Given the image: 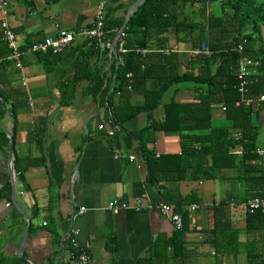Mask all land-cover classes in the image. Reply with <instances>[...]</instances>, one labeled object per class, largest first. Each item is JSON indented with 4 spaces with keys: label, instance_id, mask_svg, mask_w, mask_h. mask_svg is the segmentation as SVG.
Wrapping results in <instances>:
<instances>
[{
    "label": "crops",
    "instance_id": "0c3cea01",
    "mask_svg": "<svg viewBox=\"0 0 264 264\" xmlns=\"http://www.w3.org/2000/svg\"><path fill=\"white\" fill-rule=\"evenodd\" d=\"M100 1L10 0L8 20L19 45L28 47L56 36L60 28L91 27ZM137 1L107 0L106 17L126 19ZM181 1L193 23L216 13L213 0ZM2 19L0 10V86L15 113L8 110L0 118V129L8 136L14 131V168L15 154L29 168L21 179L9 163L10 143L0 144V264H79L70 252L73 229L80 231L76 239L90 253V264H264V211L246 207L247 199L264 195V156L256 152L264 148L263 102L253 106L254 139L244 140L247 147L242 139H232L238 142L229 144L224 154L227 166L217 168L214 178L196 177L189 160L181 158L180 130L157 131L148 147L153 158L164 160L156 164L157 179L151 182L149 163L134 132L161 120L172 99L196 101V86L170 83L159 105L134 113L110 134L113 104L122 101L119 93L112 103L101 101L100 94L107 86L109 96L117 84L116 53L78 35L62 53L29 52L17 67L6 60L10 49ZM167 35L171 47L156 45L147 54L152 53L147 62L152 75L129 87L130 109L144 104L146 91L164 85L170 70L182 74L190 66L194 39H177L173 28ZM154 52L176 56L166 62ZM223 106L212 104V125L226 121L233 138H239L241 130ZM181 123L193 120L186 117ZM196 131L208 133L210 128ZM249 147L254 149L248 152ZM138 197L170 203L183 215L184 228L177 230L157 210L123 209L115 214L108 208L112 199L133 204ZM192 203L203 207L190 211Z\"/></svg>",
    "mask_w": 264,
    "mask_h": 264
},
{
    "label": "trees",
    "instance_id": "16d2710c",
    "mask_svg": "<svg viewBox=\"0 0 264 264\" xmlns=\"http://www.w3.org/2000/svg\"><path fill=\"white\" fill-rule=\"evenodd\" d=\"M198 1L206 2L207 0H188L187 2L185 0L184 2L194 4ZM181 2V0H146L132 15L123 37L128 51L118 52L119 65L115 70L117 84L109 96L107 86L100 94L101 101L110 103L113 102L111 98L114 94H120L122 102L113 104L114 121L123 126L134 113L159 105L170 83L192 82L196 86L195 89L198 91L196 101L179 102L172 99L166 104L165 116L161 120L154 121L147 127L134 132L141 141L143 155L149 163L151 182L157 179L154 174L156 164L160 165L164 160L153 158V153L148 147V143L154 141L155 134L159 130H180L183 147L181 158L189 160L188 165L195 169L198 178H214L217 168L227 166L223 163L224 154H228L229 144L238 142L232 139H242L246 147L248 144L244 140L254 139L250 132L253 128L251 115L254 105H236V101L241 98L238 79V61L241 56L247 55L255 62L253 71L248 76L250 93H247V96L264 92V0H223L221 11L208 15L204 21L198 20L194 23L190 21V13H184ZM124 21V18L106 17L105 39L113 41ZM170 28L174 29L177 39L192 37L196 45L206 43L213 53L195 56L187 71L182 74L173 75L170 70L164 85L159 89L146 91L144 104L130 109L129 99L131 89L135 88L136 79L152 75L150 65L147 64L152 53L143 55L137 48L150 49L156 45L160 48L171 47L170 37L167 35ZM94 43L100 46L98 42ZM240 44L244 46L242 51L238 49ZM105 50L109 52L110 48ZM153 54H160L166 62H170L176 56L175 52L169 54L154 52ZM130 73L131 76H129ZM96 89L95 93L98 94L101 89L99 86ZM151 96H155L154 101L150 100ZM215 102H222L227 106V116L232 119L234 126L241 130L238 134L239 138H233V133L226 126L212 125L211 108ZM8 103V95L0 86V118L8 110L15 113V105L9 109ZM186 117H190L193 123L183 125L181 120ZM206 128H210V132L197 133L196 131ZM9 143V136L0 129V144L8 147ZM253 149L249 147L248 152ZM227 156L232 160L231 164H235L234 157ZM15 168L21 179L29 168L17 154H15ZM178 204L180 203L178 202L176 206ZM1 257L0 254V260Z\"/></svg>",
    "mask_w": 264,
    "mask_h": 264
},
{
    "label": "built area",
    "instance_id": "2783aa9c",
    "mask_svg": "<svg viewBox=\"0 0 264 264\" xmlns=\"http://www.w3.org/2000/svg\"><path fill=\"white\" fill-rule=\"evenodd\" d=\"M106 6L107 0H101L97 6L96 15L94 23L91 27L81 29L80 31L60 28L58 34L56 36H49L40 41L33 42L28 47H21L18 42L17 34L13 30L11 26L8 15L10 14V0H0V10L3 13V19L1 21V31L3 33V37L7 42V45L10 49V53L6 56V60L14 61L17 67H22L21 58L29 53H53L60 54L62 53L66 47L72 44L73 41L77 38L78 35H82L84 38L88 40L90 44L94 42H98L103 48H112L111 40L105 39L106 36ZM124 33L121 35L116 47L112 52H115L117 57L119 53H125L128 51V48L124 43ZM176 46L172 48L173 51H176ZM238 49L242 51L244 49L243 44L238 46ZM137 50L141 52L143 55H146L150 52V49L145 47H138ZM171 50V51H172ZM165 52H169L167 49ZM213 53V50L206 44L202 43L200 45H196L192 48L191 54L193 57L198 55H210ZM112 55V54H111ZM2 59H0V62ZM255 64L254 60L247 55L241 56L238 61V79H239V91L241 93V98L236 101V105H254L259 104L261 102L264 103V92L255 96H247L249 92L250 81L248 76L253 71V65ZM131 76V73L129 74ZM131 88V86H130ZM223 109L226 110L227 106L224 105ZM114 122L113 120H111ZM113 128L109 130L110 134H114L115 130L119 129V125L114 123ZM100 127H103L101 125ZM256 152L264 156V148H257ZM132 158H134L132 156ZM203 205L201 203H192L189 205L190 211H195L197 209L202 208ZM246 207L250 212L256 211H264V195H255L247 199ZM108 208L115 214L119 213L123 209H130L134 211H159L161 215L167 217L174 225L177 230H182L184 228V217L180 212H176L173 209V206L170 203L164 202H146L143 198H136L133 204L127 202H120L118 199H112L108 203ZM85 208L81 209V212H84ZM79 229H73L72 234V246L70 248L71 257L76 259L79 264H90L91 263V255L90 253L83 249L80 246L79 241L76 239V236L79 234Z\"/></svg>",
    "mask_w": 264,
    "mask_h": 264
},
{
    "label": "water",
    "instance_id": "95a60500",
    "mask_svg": "<svg viewBox=\"0 0 264 264\" xmlns=\"http://www.w3.org/2000/svg\"><path fill=\"white\" fill-rule=\"evenodd\" d=\"M146 0H138L135 5L130 9V11L127 14V17L123 23V25L121 26V28L118 30L113 42H112V48L111 51H113V49L116 47L121 35L124 33L126 26L130 20V18L132 17L133 14H135V12L140 8V6L142 4L145 3ZM13 130L11 132H9V138H10V156H9V163L11 164L12 170L14 172L15 168H14V147H13ZM15 175V173H14ZM64 242V241H63Z\"/></svg>",
    "mask_w": 264,
    "mask_h": 264
},
{
    "label": "rangeland",
    "instance_id": "374dc122",
    "mask_svg": "<svg viewBox=\"0 0 264 264\" xmlns=\"http://www.w3.org/2000/svg\"><path fill=\"white\" fill-rule=\"evenodd\" d=\"M212 2H215V3H216V5H215V6L217 7V8H216V12H219L220 7H221L220 0H218V1L213 0ZM217 10H218V11H217ZM220 11H221V10H220ZM222 122H224V124H225L226 121H223V120H222ZM221 124H222V123H219V125H221ZM224 124H222V126H225Z\"/></svg>",
    "mask_w": 264,
    "mask_h": 264
}]
</instances>
